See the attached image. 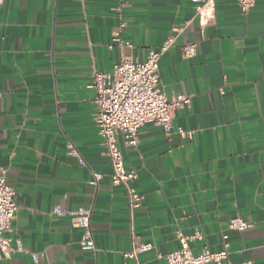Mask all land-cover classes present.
Instances as JSON below:
<instances>
[{
  "label": "crops",
  "instance_id": "0c3cea01",
  "mask_svg": "<svg viewBox=\"0 0 264 264\" xmlns=\"http://www.w3.org/2000/svg\"><path fill=\"white\" fill-rule=\"evenodd\" d=\"M195 1L127 0L120 16L119 0L0 5V171L18 207L0 264H166L178 234L201 235L189 241L194 255L227 243V264H264V0L246 14L236 0H213L204 27ZM120 23L132 48H109ZM168 38L160 85L191 103L173 113L169 135L145 125L136 149L118 137L143 197L131 221L124 188L111 186L87 86L94 71L111 74L124 56L144 61ZM56 207L91 211L96 251L80 249L82 231L53 216ZM234 217L249 228L228 230ZM133 243L149 246L136 262L122 257Z\"/></svg>",
  "mask_w": 264,
  "mask_h": 264
},
{
  "label": "built area",
  "instance_id": "2783aa9c",
  "mask_svg": "<svg viewBox=\"0 0 264 264\" xmlns=\"http://www.w3.org/2000/svg\"><path fill=\"white\" fill-rule=\"evenodd\" d=\"M6 0H0L2 5ZM195 7V18L200 27L207 26L214 20L213 0H198ZM240 11L248 13L255 5V0H236ZM127 0H119L116 12L121 15ZM125 28L119 24L118 30L112 38L113 45L132 48V44L124 42L120 38V32ZM173 42L172 38L166 39L157 49H150L144 61H136L130 57H121L114 65L111 74L94 71L91 74L88 89L94 96V121L101 144L110 160L111 186L123 187L126 193L127 206L130 219L134 212L141 207L143 197L132 187V182L137 179L134 170L126 169L124 159L118 145V137L123 139L125 147L136 149L138 146L139 130L145 125L161 129L166 135L172 132L173 113L178 109H184L191 103V97L175 94L167 97L160 85L158 62L160 57L168 50ZM196 44L184 46L182 53L185 58L193 56ZM182 136L190 137V134L178 131ZM68 155L78 157L71 144L67 145ZM94 182L101 176L93 173ZM17 204L14 193L6 182V170L0 171V251L8 257L12 252L10 240L4 238V234L12 232V222L17 212ZM56 217H68L71 226L82 231L79 243L83 251H96L91 229V211L89 209H77L65 211L56 207L52 211ZM249 224L240 217H234L228 222V230L242 232L249 228ZM131 236L133 229L131 225ZM177 239L180 248L167 254L163 259L166 264H227L228 244L224 243L220 251L212 252L203 247L198 255H194L189 248V241L200 240L201 235L195 234L183 237L178 234ZM149 249L148 245L132 244L129 252L122 253L125 260L137 261L139 253Z\"/></svg>",
  "mask_w": 264,
  "mask_h": 264
}]
</instances>
